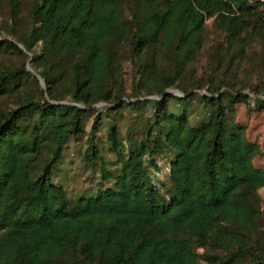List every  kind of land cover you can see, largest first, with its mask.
<instances>
[{
    "label": "trees",
    "instance_id": "1",
    "mask_svg": "<svg viewBox=\"0 0 264 264\" xmlns=\"http://www.w3.org/2000/svg\"><path fill=\"white\" fill-rule=\"evenodd\" d=\"M24 1L0 0V54L21 59L0 71V96L16 105L0 112V264H264V169L235 121L234 105L250 97L233 74L235 60L264 50V0H31L26 11ZM209 18L224 34L223 74L215 82L214 66L188 89ZM124 59L143 94H126ZM38 77L40 98L30 88ZM256 85L254 109L264 111V79ZM130 105H149L153 120L139 142L126 139L127 152L110 129L119 171L102 177L112 187L68 198L53 180L67 142L95 113L85 154L95 161L100 109ZM193 105L205 112L191 119ZM163 149L171 154L165 193L150 170Z\"/></svg>",
    "mask_w": 264,
    "mask_h": 264
},
{
    "label": "rangeland",
    "instance_id": "2",
    "mask_svg": "<svg viewBox=\"0 0 264 264\" xmlns=\"http://www.w3.org/2000/svg\"><path fill=\"white\" fill-rule=\"evenodd\" d=\"M3 2V0H1ZM31 0H25L23 2V10L26 11L30 5ZM7 11L1 10L0 13V38L5 34L4 24L7 17ZM213 19L209 18L206 21V30L204 34V45L201 49L200 59L197 63H193V67L196 68V76L186 83V88L194 87L196 84H205L210 76V68L214 66L217 68L211 75L215 82L221 78L223 74L224 64L219 60L220 52L224 49L223 46V33L219 31L213 25ZM24 23V22H23ZM23 26V24H22ZM21 59L16 54H0V71L4 68H15L19 66ZM236 70L234 75H238V80H242L248 86L244 88L242 92L248 93L250 99L249 102H241L234 105L235 109V121L241 123L246 128V137L248 141L256 144L255 153L252 155L251 161L256 168L264 169V111L255 110V99L260 96V92H257L258 80L264 79V50L262 45L258 44L253 49L247 52L244 59L234 61ZM256 66V68L254 67ZM123 87L126 94H143V91L139 92V88L135 86V71L133 63L129 59L123 61ZM236 90L241 88L240 85H236ZM33 93H37V97L40 98L38 90L44 88V84L39 79L38 83H32L30 85ZM206 86L197 90L199 92H206ZM171 90L177 91L182 95V91L177 88ZM181 92V93H180ZM176 94V93H174ZM177 94V95H178ZM159 96L152 95L149 99H156ZM106 103H99L96 105L99 108ZM16 107L15 98L13 95H1L0 96V112L8 111ZM193 113L191 119L195 116H201L205 112L201 107L193 105ZM168 110L177 112L179 107L176 103L172 102L168 105ZM103 125L99 132L92 138L93 144L99 149L100 155L95 161L88 162L85 158L86 151L90 142V127L94 119V114H89L84 120V132L75 138H71L65 145L62 153V157L53 169V180L61 184L64 188L65 194L68 198L75 200L81 196H95L98 193L111 188L113 179H103L102 174L105 171L116 174L119 171V164L116 163L115 155L109 151L110 142L109 132L111 128L116 129L119 140L122 141L123 150L127 152L128 146L131 142H139L140 137L147 131V124L152 122V108L149 105L142 107H135L133 105L124 106L116 112H108L105 108H101ZM162 156L156 158L157 167L152 170V180L162 193L166 190L163 188V184L167 185L168 173L170 171L169 165L171 160V154L163 149ZM260 210L263 213L264 219V187L258 190ZM209 250V246L201 249V251ZM209 252V251H208ZM205 264V262H201Z\"/></svg>",
    "mask_w": 264,
    "mask_h": 264
},
{
    "label": "water",
    "instance_id": "3",
    "mask_svg": "<svg viewBox=\"0 0 264 264\" xmlns=\"http://www.w3.org/2000/svg\"><path fill=\"white\" fill-rule=\"evenodd\" d=\"M38 79H39V77H38ZM40 80H41V83L44 84V81L42 79H40ZM174 93L178 94L177 91H174ZM178 95H180V94H178Z\"/></svg>",
    "mask_w": 264,
    "mask_h": 264
}]
</instances>
